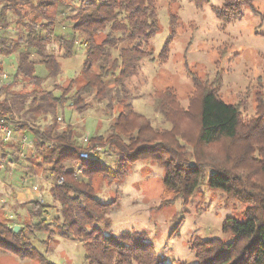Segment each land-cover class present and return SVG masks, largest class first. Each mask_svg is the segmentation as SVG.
<instances>
[{"label":"trees","instance_id":"1","mask_svg":"<svg viewBox=\"0 0 264 264\" xmlns=\"http://www.w3.org/2000/svg\"><path fill=\"white\" fill-rule=\"evenodd\" d=\"M255 1L223 0L212 8L224 24L241 18L246 8L264 21V11ZM157 2L0 0L4 3L0 9V55L18 53L14 83L20 80L32 86L29 92L34 95L41 92L55 104L81 110L89 106L85 95L109 97L114 99L117 111L107 134H93L85 142L72 127L60 130L55 123L43 129L17 118L5 95L11 85H1L0 97H4L0 107L15 128L33 133L41 157L39 165L52 179L60 213L50 227L49 218L45 220L44 216L54 208L53 203L39 198L25 203L30 221L22 229L16 231L7 219H0V250L37 259L41 264H56L42 247L58 234L81 241L89 264H173L155 248L146 231L110 232L108 211L116 201L102 200L96 187L100 178L111 182L124 176L136 161L153 159L164 169L170 194L161 203L173 204L180 199L187 203L208 185L245 205V218H224V235H197L190 240V247L196 251L195 263L178 264H264V89L257 88L255 112L248 115L242 102H229L219 93V74L205 78L187 60L185 67L194 86L189 102L183 105L173 87L155 90L157 107L171 123L155 126L150 117L134 108L126 82L142 60L160 64L168 61L173 37L158 53L151 44L161 30ZM60 18L73 22L70 36L57 31ZM54 41L64 48V57L73 56L78 44L86 49L81 79L71 78L60 95L42 88L44 79L57 77L60 72L58 55L46 51ZM119 42L123 43L120 52L112 57L109 47ZM40 64L47 69L45 75L38 73ZM111 76L113 82L109 81ZM5 144L0 140L2 157L7 159L11 154ZM103 149L116 153L115 164L104 161L100 154ZM85 150L92 151L90 156L81 155ZM37 231H49V235L39 239Z\"/></svg>","mask_w":264,"mask_h":264},{"label":"rangeland","instance_id":"2","mask_svg":"<svg viewBox=\"0 0 264 264\" xmlns=\"http://www.w3.org/2000/svg\"><path fill=\"white\" fill-rule=\"evenodd\" d=\"M222 2L223 0H211L210 3L199 4L191 0H158L161 30L152 38L151 44L158 53L172 36L168 61L160 64L146 58L126 82L129 100L134 108L150 117L155 126L171 125L157 107L153 96L155 90L173 87L183 105L186 106L189 102L194 86L185 67L187 60L205 78L213 79L217 74L221 76L219 93L225 100L242 102L244 112L248 115L255 112V92L258 87L264 89V21L250 8H246L241 18L224 24L212 8V4L220 5ZM255 2L264 11V0ZM72 25L71 20L60 18L57 31L70 36ZM9 29L13 31V27ZM173 29H176L175 34ZM122 44L119 42L116 46L109 47L112 57L119 54ZM46 51L57 54L61 65L59 75L44 79L42 88L60 95L71 78L76 77V81L81 79L86 49L84 45L78 44L73 56L64 57V48L54 41ZM17 54L0 55V65L3 66V71L9 73L4 85H11L5 95L17 118L28 120L43 129L55 123L60 130L72 127L73 133L80 140L96 133H108L117 113L113 107L114 99H99L95 94H88L84 99L89 106L81 110L55 104L41 92L34 95L29 92L31 85L20 80L13 82ZM38 73L45 75L46 67L38 65ZM114 79L109 77L110 82ZM26 132L29 139L34 138L31 131ZM22 134L19 130L5 144L6 151L11 154L5 160L13 159L16 167L5 164L0 172V219H11L12 223L24 225L30 221L24 204L32 198L20 203L14 192L16 188L25 187L31 190L27 196L21 195L23 200L34 197L55 205L44 218H49V225L53 227V219L60 213V203L53 196L52 179L38 165L41 157L36 146L30 151V156L25 154L28 150H24L19 141ZM100 154L106 162L115 164L117 161V155L112 150L103 149ZM32 158H35L37 163L33 161L37 166ZM76 167L81 172L80 164ZM27 174L35 178L28 186L25 183ZM38 184L44 192L39 193ZM96 187L98 197L102 200L116 201L108 211L111 218L109 231H146L155 248L173 264L197 261L196 251L189 243L193 237L222 236L224 218L229 215L245 218L244 204L228 197L223 190L208 185H203L187 203L182 199L173 204L161 203L170 194L164 183V169L153 159L136 161L124 176L112 179L111 182L108 178H100ZM36 234L39 239H45L49 231H37ZM42 248L49 260L56 264H89L85 260V249L81 241L57 234L48 239V244ZM0 264L41 263L37 259L23 258L13 252L0 250Z\"/></svg>","mask_w":264,"mask_h":264},{"label":"built area","instance_id":"3","mask_svg":"<svg viewBox=\"0 0 264 264\" xmlns=\"http://www.w3.org/2000/svg\"><path fill=\"white\" fill-rule=\"evenodd\" d=\"M4 3H0V9L2 8ZM9 77V73L6 71H0V87L1 85L4 84L5 80ZM1 98V97H0ZM8 114L0 107V140L4 141L6 144L9 143L15 136V133L18 132L21 129H17L15 128L8 119ZM22 136L19 139L20 144L22 145V147L24 148V150H28L27 152H25L26 155L30 156V151L32 150V148L34 147L35 143L33 139H29L27 133H25L24 131H21ZM84 141L88 142L89 141V136H85L84 137ZM24 153V152H23ZM92 153V151L89 150H85L81 153L82 156L88 157L90 156V154ZM5 164H8L12 167H16V163L14 160H9L6 161L3 157H2V148L0 145V167L3 168L5 166ZM79 170L82 171L81 166L79 167ZM30 176L27 174L26 178Z\"/></svg>","mask_w":264,"mask_h":264},{"label":"crops","instance_id":"4","mask_svg":"<svg viewBox=\"0 0 264 264\" xmlns=\"http://www.w3.org/2000/svg\"><path fill=\"white\" fill-rule=\"evenodd\" d=\"M21 131H23V130H21ZM25 133H27L26 131H24ZM34 140V139H33ZM35 158H32V161L34 160ZM9 160H13V159H9ZM35 161V160H34ZM33 161V162H34ZM36 162V161H35ZM34 162V163H35ZM37 163V162H36ZM35 163V165L37 166V164ZM39 165V164H38ZM5 168V166L3 167V169ZM2 169V168H1ZM21 169V168H20ZM32 171H34V169H32ZM26 175V174H25ZM30 175V174H29ZM34 177L33 176H28L27 178H26V176H25V183L27 184L26 186H28V183H32L33 181H34ZM38 186V188H37V190L39 191V193H42V192H44V190L42 189V187H40V184H38L37 185ZM30 188H25V187H20V188H16V189H14V192H15V194H16V198L18 199V201L21 203L22 201H28V200H30L31 198L32 199H34V197H30V198H28V199H26V200H23V197L24 196H27L28 195V193L30 192ZM39 193H37V194H39ZM22 194H24L23 195V197L21 196ZM57 200V199H56ZM26 203V202H25ZM25 205V204H24ZM1 207H2V203L0 204V209H1ZM5 208V207H4ZM6 209V208H5ZM9 213V212H8ZM13 214H11L10 213V216L13 218V216H12ZM8 221H9V223L10 224H12V225H14V227L16 226V225H19V229H20V227H24V224H17L18 222H15V223H12V221H11V219H7Z\"/></svg>","mask_w":264,"mask_h":264},{"label":"water","instance_id":"5","mask_svg":"<svg viewBox=\"0 0 264 264\" xmlns=\"http://www.w3.org/2000/svg\"><path fill=\"white\" fill-rule=\"evenodd\" d=\"M44 218H46V216ZM14 228H15L16 231H18L19 230V225H16Z\"/></svg>","mask_w":264,"mask_h":264}]
</instances>
